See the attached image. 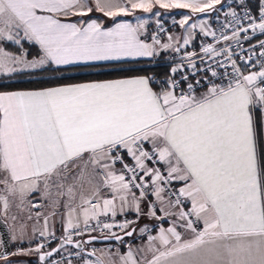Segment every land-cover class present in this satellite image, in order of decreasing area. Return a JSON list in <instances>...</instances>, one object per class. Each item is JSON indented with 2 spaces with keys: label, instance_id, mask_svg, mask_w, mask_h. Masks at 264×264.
I'll return each instance as SVG.
<instances>
[{
  "label": "snow or ice",
  "instance_id": "1",
  "mask_svg": "<svg viewBox=\"0 0 264 264\" xmlns=\"http://www.w3.org/2000/svg\"><path fill=\"white\" fill-rule=\"evenodd\" d=\"M224 4L0 0V264H264V0ZM161 9L188 10L179 37ZM96 67L123 75H67Z\"/></svg>",
  "mask_w": 264,
  "mask_h": 264
},
{
  "label": "trees",
  "instance_id": "2",
  "mask_svg": "<svg viewBox=\"0 0 264 264\" xmlns=\"http://www.w3.org/2000/svg\"><path fill=\"white\" fill-rule=\"evenodd\" d=\"M198 37H199V35H197V38ZM197 38H196V40H197ZM8 49H11V47L8 46ZM166 60L167 59L165 57H158L152 63L145 62V63L139 64L137 66L154 68L157 73L163 74V73H166L168 71L167 65L169 63ZM67 75L74 77V80H72L70 82H81V81L103 80V79H108V78H114V77H117L119 75H123V73L112 72L111 67H96V68H80L78 70H73L72 72L67 73ZM34 79H35L34 77H32V78L25 77V79L18 82L19 86H21V87H34L36 85L30 82V80H34ZM108 243L115 244L112 242H108ZM108 243H103V244H108Z\"/></svg>",
  "mask_w": 264,
  "mask_h": 264
},
{
  "label": "crops",
  "instance_id": "3",
  "mask_svg": "<svg viewBox=\"0 0 264 264\" xmlns=\"http://www.w3.org/2000/svg\"><path fill=\"white\" fill-rule=\"evenodd\" d=\"M161 11V10H160ZM173 11H175V12H173ZM186 11H188V10H186V9H172V10H170L169 12H167V13H165L164 15L162 14V17L161 18H166L167 16H169V14H171V13H176V12H178L179 14V16H177V20H178V26H177V29L173 32V33H171L172 35H175V36H177V37H179L181 34V32H180V27H179V19H180V17L182 16V14H184V12H186ZM137 15H140V14H137ZM92 18H98V19H100L101 21H105L106 23H111L110 21H107V19L106 18H104L103 16H102V14L101 13H93L92 14ZM73 19V21H75V17H73L72 18ZM132 19V18H131ZM154 21H155V19H154ZM154 21H152V22H150V24H152ZM132 22L133 23H135L133 20H132ZM165 40L167 39V37L166 38H164ZM194 43V42H193ZM194 45V44H193ZM192 46V45H191ZM191 46H189V47H191ZM30 47H32L31 45H30ZM33 48V50H34V54L33 55H35L36 54V51H37V49L35 48V47H32ZM165 58H167V57H165ZM146 60H147V58H143L142 60H141V63L140 64H143V63H145L146 62ZM114 78H117V77H114ZM108 79H113V78H108ZM117 168H119V165H117ZM36 199L37 200H39V197H36ZM41 204H42V207L40 208V211L42 212V213H46V212H48V209L46 208V207H44L43 206V202L41 201ZM32 215L33 216H35V210H33V212H32ZM31 223V222H30ZM49 223H50V227H53L54 226V230H55V233L56 234H59V233H61L62 232V223H61V216L58 214V215H56L54 218L53 217H50V220H49ZM165 226H167V225H165ZM128 242L129 243H132L133 244V247H135V246H137V245H140V244H142L144 241H142V240H134V239H130V240H128ZM11 248H12V244H11ZM113 248L114 247H112L111 249L113 250ZM96 249H104V250H107L105 247H102V246H100V247H96ZM119 249V251H121V252H124V251H126L127 250V246L126 247H124V249H122V248H118ZM114 252H115V250H113ZM100 254V252L98 251L97 252V255H99Z\"/></svg>",
  "mask_w": 264,
  "mask_h": 264
},
{
  "label": "rangeland",
  "instance_id": "4",
  "mask_svg": "<svg viewBox=\"0 0 264 264\" xmlns=\"http://www.w3.org/2000/svg\"><path fill=\"white\" fill-rule=\"evenodd\" d=\"M230 3H231V0H225V4H224V9H225V10H227V8H228V6H229ZM173 12H175V11H173ZM161 13L164 15V14L167 13V12H165L163 9H161ZM186 13H187V11L184 12V14H186ZM137 14H139V13H137ZM178 14H179L178 12H176V13H171V14H169V16L173 15V16H176V18H177V16H179ZM184 14H182V16L180 17L179 20L183 19V15H184ZM217 15H219V17L221 18V16L223 15V13H222V12L219 13V14H217V13H213V14H211L210 16H206V15H203V14H202L200 17H194L193 20L190 21L189 23H193V22H195V23H199L200 20H207V21L213 26V24L217 21V20H216V16H217ZM167 17H168V16H167ZM145 18H147V19L149 20V23L152 22V21H154V19H155V18H153V17H149V16H147V14H145ZM161 19H164V18H161ZM132 20L135 22V18H132ZM154 22H155V21H154ZM154 22H153V23H154ZM153 23H152V24H153ZM179 30H180V32H181L180 34H182V33H183V29L180 28ZM196 33H197V34L199 33V29H196ZM198 35H199V34H198ZM8 46L11 47V49H8L9 51H16V49H17V47H18L17 45H14V44H9ZM24 47H25V48H28L32 55L35 53L34 50H33V48L30 47V45H29L28 43H25V44H24ZM166 59H168V58H166ZM130 239H133V238H127V239L125 238L126 241H128V240H130ZM134 240H137V239L135 238ZM108 244H109V247H107V246H108L107 244H103V243H93V245L96 246V247H100V246H102V247H105L106 249H109V248L114 247L113 250H115V251H116L118 248H122V249H124V247H126V245H121V244H119V245H117V244H110V243H108ZM97 252H98V251H97ZM30 259H31V261H32V264L37 263L35 257H32V258H30Z\"/></svg>",
  "mask_w": 264,
  "mask_h": 264
},
{
  "label": "built area",
  "instance_id": "5",
  "mask_svg": "<svg viewBox=\"0 0 264 264\" xmlns=\"http://www.w3.org/2000/svg\"><path fill=\"white\" fill-rule=\"evenodd\" d=\"M161 20H162V23H163L164 27L168 30V32L170 34L173 33L177 29L178 20H177L176 16L171 15V16H168V17H166L164 19H161ZM223 22H224V17L222 15L221 18H220V23H223ZM151 25L154 28L155 27V22L153 24H151ZM213 27L214 28H218L219 27V23L216 21L213 24ZM162 35H164V38L167 37L166 34H162ZM218 35H219V33H218ZM262 38H264V37H262ZM207 43H214V41H213V39L211 37H204L203 35H199L197 40L194 41V43H193L194 45H192L191 47H188V50L189 51L196 50L197 52H199L200 46L202 44L206 45ZM246 46L247 45L245 44V47ZM233 47H235V45H233ZM236 50L240 51V49H236ZM176 60L177 61L179 60V54H176ZM166 61L168 63H172V60H170V59H167ZM209 63H212V62L209 61ZM218 71H223V70L221 69V70H218ZM218 82H219V80H218ZM118 219H119V217H118ZM92 223H95V221H93ZM61 234H62V232L59 233V234H56V237L59 238L61 236ZM93 235H99V233H93ZM136 239L139 240L138 237H136ZM55 243H56V241L53 240L52 245L55 244ZM107 245H108L107 247H109V244H107ZM87 247L90 250H91V248H95L96 249V246H94L93 244L92 245H88ZM35 264H37V263H35Z\"/></svg>",
  "mask_w": 264,
  "mask_h": 264
},
{
  "label": "water",
  "instance_id": "6",
  "mask_svg": "<svg viewBox=\"0 0 264 264\" xmlns=\"http://www.w3.org/2000/svg\"><path fill=\"white\" fill-rule=\"evenodd\" d=\"M7 233H8L7 228H5L2 223H0V239L7 240ZM125 238H128V237H125ZM108 242H112V243H115L117 245L120 244L119 242L114 241V240L108 241V240H102V239L101 240H98V241H95L93 243H108ZM55 246H57V243H55L53 245V247H55ZM7 248H11V242H9L7 244Z\"/></svg>",
  "mask_w": 264,
  "mask_h": 264
}]
</instances>
